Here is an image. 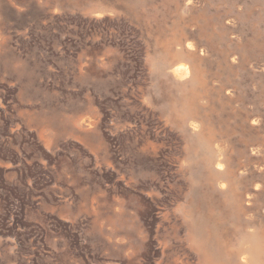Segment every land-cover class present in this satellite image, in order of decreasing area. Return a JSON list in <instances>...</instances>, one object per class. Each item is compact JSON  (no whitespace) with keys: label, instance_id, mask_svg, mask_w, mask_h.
Segmentation results:
<instances>
[{"label":"rangeland","instance_id":"rangeland-1","mask_svg":"<svg viewBox=\"0 0 264 264\" xmlns=\"http://www.w3.org/2000/svg\"><path fill=\"white\" fill-rule=\"evenodd\" d=\"M202 10L229 30L203 56L197 106L218 128L211 144L226 141L240 191L255 192L240 220L227 215L229 242L251 230L246 215L264 220L263 2L0 0V264H221L188 240V211L228 199L205 179L171 75L188 59L169 32L202 42ZM251 31L255 47L220 70L219 51ZM247 113L259 123L242 127Z\"/></svg>","mask_w":264,"mask_h":264},{"label":"bare ground","instance_id":"bare-ground-1","mask_svg":"<svg viewBox=\"0 0 264 264\" xmlns=\"http://www.w3.org/2000/svg\"><path fill=\"white\" fill-rule=\"evenodd\" d=\"M257 1L264 3V0ZM250 13L251 10L247 8V18H243V21L249 24L250 19L253 25L255 20L250 18ZM200 14L204 20V23L198 27V32L204 37L202 42L196 41L192 34L185 31L184 28L180 29L178 25L177 27L172 26L171 32H169L179 46L177 51L184 54L188 59V63L182 62L173 66L171 75L174 79L183 83V95L188 102L192 118L190 125L194 131L193 143L199 149V159L207 169L204 175L205 179L209 186L216 187L219 193L227 197L228 206L221 209L220 205H214L210 200L209 205L206 206L205 213H197V211L194 212L193 210L192 212L188 211V240L206 261L218 260L221 264H264V220L257 225L252 222L250 214L246 215L247 225L252 227L251 230L240 235L237 245H232L228 239L227 223L229 222L226 218L227 215H233L236 220H240V214L249 212L248 207L244 206V200L249 205L255 196V192L249 189L245 190L244 193L240 191L241 180L237 176V167L230 164L225 153L228 148L226 141L222 139L216 141L215 144H211L218 131L216 125L208 118L207 107L211 103H207V106L204 107L207 110L202 112L197 106L198 101L205 99L208 94L205 75L206 63L203 56L206 51L214 49L216 46L220 49L229 30L224 26L212 29L211 22H218L219 18L217 17L220 16L212 18L204 10ZM252 37L254 35H252L251 31L250 43L248 44L247 42V44L240 45L242 46L241 49L228 51L221 49L219 51L221 54L218 62L220 70L224 71L230 68L227 60L228 56H232L231 60L234 61V55H241L242 52L244 54L248 53L252 50L249 48L250 46L255 47L256 40L252 39ZM167 41L165 38H159V42L162 45ZM220 90L225 93H231L232 91L225 84L219 86L218 92ZM248 121L251 123L257 122L258 124L260 119L258 115L247 113L242 117V127L248 126ZM253 185L255 190L260 186L258 183H253Z\"/></svg>","mask_w":264,"mask_h":264}]
</instances>
